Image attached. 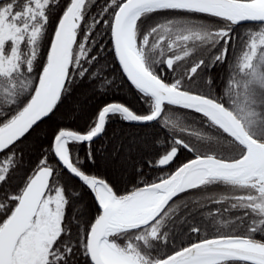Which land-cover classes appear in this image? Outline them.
<instances>
[{"label":"snow or ice","instance_id":"1","mask_svg":"<svg viewBox=\"0 0 264 264\" xmlns=\"http://www.w3.org/2000/svg\"><path fill=\"white\" fill-rule=\"evenodd\" d=\"M93 8L95 0H0V264H264V0H105L95 16ZM101 28L146 112L113 102L84 132L58 126L13 190L28 137L57 117L79 83L110 85L98 67ZM161 67L175 77L166 81ZM218 67L220 85L208 75ZM176 109L199 114L207 129L196 133L199 146L176 138L157 153L149 163L161 170L180 147L197 154L155 181L134 169L131 190L121 193L73 152L87 143L95 163L91 145L112 119L180 127L166 115ZM134 146L121 142L113 155ZM65 170L90 191L94 211L61 180ZM214 187L223 191L208 199L234 219L210 212L192 223L196 216L177 200ZM181 217L197 239L160 255ZM202 229L215 235L201 237Z\"/></svg>","mask_w":264,"mask_h":264},{"label":"trees","instance_id":"2","mask_svg":"<svg viewBox=\"0 0 264 264\" xmlns=\"http://www.w3.org/2000/svg\"><path fill=\"white\" fill-rule=\"evenodd\" d=\"M105 4V0H95V8L92 10V15L95 16L100 8ZM55 23V17L52 18ZM209 19H198L196 22H210ZM155 21L150 19L146 21V24L151 25ZM51 31V29H50ZM238 33H243L245 27H237ZM100 43V49L98 53L99 65L103 66V75L111 81L105 89L98 91L97 85L89 81L79 83V86L75 88L73 95L65 101L64 106L61 108L57 117H54L51 121H46L28 137L21 147L23 148V167L16 177L12 180L13 190L17 185H20L25 178L26 172L32 168L41 157L43 152H46L49 143L51 142L52 133L59 127H70L71 129L84 132L87 130L90 121L95 116L97 110L107 103H122L129 106L131 109L137 111L140 114H144L147 109V105L142 102L137 90L127 80L123 74L122 69L118 61L114 58L113 46L111 43L110 33L106 28L100 29V34L95 37ZM235 47V41L233 43ZM207 56L208 53H205ZM160 74L166 81H171L175 77V73L170 70H165L164 67L159 69ZM216 81V85H220L225 78L224 69L218 67L215 70L208 73ZM75 106L77 111L74 115H68L69 109ZM166 115L170 121L177 122L180 127H183L185 131H180V127H173L172 123L165 125L164 120L159 122H151L147 125L144 124H129L120 119H112L107 127L106 133L94 140L91 145V151L95 154V163L86 159L89 152V145L87 143H76L73 147L74 154H78L80 159L84 161V168L97 177L105 179L118 189L121 193L131 190L132 179L135 175V170H142L145 175L144 180L148 182L155 181L157 177L169 174L174 171L176 167L184 162L195 157L197 153L190 152L183 147L179 148L178 155L174 163L164 170L159 167L150 164L149 162L155 161L157 153H163L166 148L173 145V140L176 138H182L185 141L193 144L200 145L201 141L197 138L196 133H203L207 129V124H204L201 128V120L199 114L192 113L183 109H176L173 111H166ZM210 134V133H209ZM123 143L125 149L129 144L135 145L130 154L121 152L119 156L113 155V149L117 147L119 143ZM204 143H207L206 141ZM49 161L52 166L57 165L56 159L51 153H48ZM61 180L69 187L82 190L84 201L93 208L94 201L91 193L86 188L81 189V182L74 176H71L64 171ZM139 183V178L136 180ZM143 186V185H141ZM193 196L191 201L190 197ZM188 204L189 208L196 216V220L191 221L195 223L201 217L209 219V213L217 214L218 219L233 220L234 215L224 212L223 217L219 216L222 212V206L220 211L216 208H209L205 210L206 197L202 195L200 191H193L188 194H181V199L177 202ZM187 225L183 224V217L180 221H177L175 227L170 226L169 239L167 245L161 244L159 253L160 255H166L172 251L174 247H179L181 244L186 245L189 242V238L195 241L197 235L195 233H189L186 231ZM227 231V229H225ZM215 235V232H204L203 229L200 236Z\"/></svg>","mask_w":264,"mask_h":264},{"label":"flooded vegetation","instance_id":"3","mask_svg":"<svg viewBox=\"0 0 264 264\" xmlns=\"http://www.w3.org/2000/svg\"><path fill=\"white\" fill-rule=\"evenodd\" d=\"M223 189L219 188V187H214L212 189L207 190L206 192H203L202 195L206 197V203L204 205L205 210L208 211L210 210L209 208H211V206H213L212 208H216L217 211H220V204L218 203H213L210 199H208V197H213V196H217L220 192H222ZM177 199V198H175ZM191 201L193 200V196L190 197ZM171 203V202H170Z\"/></svg>","mask_w":264,"mask_h":264},{"label":"water","instance_id":"4","mask_svg":"<svg viewBox=\"0 0 264 264\" xmlns=\"http://www.w3.org/2000/svg\"><path fill=\"white\" fill-rule=\"evenodd\" d=\"M117 61H118V60H117ZM125 76H126V75H125ZM129 82H130V81H129ZM95 139H96V138H95ZM95 139H94V140H95ZM194 158H195V157H194ZM194 158H192V159H194ZM190 160H191V159H190ZM190 160H188V161H190ZM188 161H186V162H188ZM186 162H184V163H186ZM98 178H100V177H98ZM77 179H78V178H77ZM174 199H175V198H174Z\"/></svg>","mask_w":264,"mask_h":264}]
</instances>
